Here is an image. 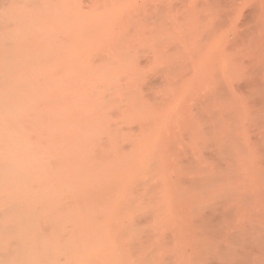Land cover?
Returning <instances> with one entry per match:
<instances>
[{"label": "rangeland", "instance_id": "1", "mask_svg": "<svg viewBox=\"0 0 264 264\" xmlns=\"http://www.w3.org/2000/svg\"><path fill=\"white\" fill-rule=\"evenodd\" d=\"M0 39L6 44L4 47L0 41L1 53L4 48L9 50L13 43L11 41L9 45L3 39L18 41L17 45H13L18 48L12 51V46L9 53L13 54L14 59L20 56L16 60V63L19 61L18 66L24 60L28 68L22 64L19 67L23 68L22 71L17 69V73H31H27L29 78L25 76L27 74H16L25 83L29 82L26 85L33 81L34 84L31 85L39 94L46 93L45 97H49L50 91H46L54 89L50 84L57 83V75H54L53 81L50 76L54 73H50L51 80L45 87L44 82L48 77L46 72H60L58 79L64 83L62 86L58 81V89L54 85L56 90L52 92L58 93H51L50 96L53 103L51 102L48 110L52 114L45 109L50 103L43 107L50 102L49 98H44V102L42 97L38 99L43 109L38 105L35 107L41 111L36 117L42 116L44 111L43 116H52L44 117L47 121L49 119L50 124H43L39 121L41 118L35 121L38 120L36 124L42 122L41 127H47L42 132L46 134L45 140L42 137L45 142L39 145L47 146H44L46 150L42 149L43 152L46 151L43 157L45 160L47 157L48 164L50 161L59 163L53 165L61 166L59 169L63 172L57 167L53 168V162H50L49 167L46 166L47 161L46 164L45 161L42 162L43 158L36 166L43 173L38 172L39 169L35 172L37 171L36 176L39 175L42 185L51 181L52 188L55 187L52 182L53 170H59L55 174L68 173V177L65 175L66 179L58 178V174L56 179L54 176L56 182L60 180L57 182L60 184L56 185L57 190L50 187L53 192L60 194L56 199L61 200V194L65 197V183H69L72 191L79 186L83 193L79 192V187L76 193L72 192L74 195L70 194V205L66 204V198L62 203L63 201H56L49 194L54 203L65 204L64 211L67 210V214L61 212L62 216L59 217L60 212L57 213V210L60 204L56 205V212L53 211L60 220L64 214V220L62 218L60 223L63 226L59 225L60 220L56 219V215H53V219L46 214L43 217L44 209L34 206L33 210L39 212L40 217L35 211L31 222H36L33 224L38 228L36 236L44 237V241L40 237L36 241V244L41 243L43 247L35 249V243H27V246L18 233L19 242L16 247L20 243L23 248H15L17 262L11 260L9 264H23V253L31 254V257L35 252L39 254V259L42 256V260L46 262L42 264H59L55 261L65 257L67 260L68 256L75 259L76 252L80 250H85L86 253H78L80 257L70 260L71 264H93V261L94 264H264V0H0ZM20 39L25 44H20ZM5 51L1 55H7ZM2 64L0 68L5 67ZM8 65L12 73L11 66ZM8 65L6 69H9ZM33 70L39 72L34 73ZM1 74L6 75L3 71ZM33 74H40V78L46 80L43 82L40 79L41 83ZM17 76L14 75L11 79L17 80ZM33 77L38 79L33 80ZM2 78L1 76L0 79ZM34 81H39L38 85ZM43 86L52 88L47 90ZM2 90L4 89L0 88L1 93ZM4 91L3 95H7V90ZM22 91H25L26 96H22L21 92L15 93L13 97L18 94L24 102L26 97L30 96L28 100L37 97L36 92L31 95L29 88L25 90L24 87ZM63 92H66L65 95ZM60 93L63 97H60ZM73 94L77 98L72 97ZM1 96L0 101L5 99ZM18 97H7L4 104L7 102L8 106L16 103L24 108L30 103L29 108L33 107L31 100L25 104L26 102H18ZM10 107L13 105L8 106L9 109ZM8 108H5L4 115L13 112L12 108L11 111ZM2 109L4 108L0 110ZM25 109L19 112L22 114L19 118L22 119V124L27 123V126L29 124L32 127L28 128L35 130L37 127L28 120L23 121L26 116L32 118L31 109ZM35 109L31 111L34 112ZM55 114H59V117ZM29 117L26 118L30 119ZM4 118L2 116L1 121ZM2 128L4 127L0 126ZM35 133L42 136L36 130L34 133L31 131L30 136ZM1 135L0 142L4 138ZM25 135L27 136L26 132L23 134L24 138ZM42 139L40 140L43 141ZM57 139L60 140L59 143L66 140V143L62 141V148H58L59 143L55 142ZM41 141L38 142L41 144ZM38 142L35 141V144ZM50 142L53 145L50 147L52 152H47ZM0 156L3 158L7 155ZM8 158L10 157L7 156L6 159ZM63 161H67L66 164ZM6 163L11 164L9 161ZM6 163L4 164L3 159L0 160L1 171L5 170L3 167ZM132 166L134 170L131 169ZM44 174L48 175L44 177ZM31 175H35L34 170ZM38 179L35 182H39ZM1 184L0 216L3 219L0 220V234L4 236L3 231L10 230L7 226L9 218L5 213L8 211L4 208L12 209H8L9 216L16 206L13 202H17L7 199L6 192L17 193L19 200V190L13 186L17 191H12L4 182ZM38 185L36 190L44 188ZM2 186L5 192L1 191ZM59 186L64 187L63 191ZM84 197L87 199L84 200ZM80 200L86 211H83L85 215L81 217L85 220L89 217L87 222L79 220L82 213L78 210L82 209L78 205L81 204ZM39 202L38 205L41 203ZM51 204L52 202L45 206L49 207ZM66 205L75 207L76 210L67 208ZM41 209L42 211H38ZM75 211L78 212V218ZM71 215L72 220L73 216L76 217L79 225L77 222L73 224L75 219L72 221L70 218L72 222L68 220ZM65 216H68L67 221ZM13 217L12 221L9 220L16 224L17 220L14 221ZM42 218H48L49 221ZM34 219L39 220L37 222ZM68 221V225H65ZM57 222L62 236L65 229L61 228L66 226V237L61 236L60 239L59 231V234L55 232L57 237L54 235L55 227L53 229L52 226H56ZM83 223L90 224L87 225L88 233L87 229L81 230L82 226L86 227ZM19 224L14 227H20ZM29 224L30 222L26 223V228L31 226ZM41 226L45 229L47 227L46 230L50 229V233L47 231L49 235L41 233L44 229ZM14 227L11 232L15 231ZM76 229L79 235L73 241L75 236L72 230ZM25 230L24 228V232ZM10 233L8 231V235ZM85 233L88 234L84 238L87 242L79 238ZM1 236L0 245L2 243L3 246L0 247V258L3 263L0 259V264H8L5 255L9 249L5 250L4 244L11 237ZM33 236L36 237L35 234ZM62 239L65 240L61 241ZM95 241L96 244L100 242L99 246L95 245L99 248L97 254L96 247L93 246ZM58 242L69 243L64 246L68 249L66 254H62L64 247H61L63 250L55 247H59ZM76 242H81L80 245L86 243L80 246ZM72 246L79 249L74 251L76 248ZM90 246H93L92 249ZM52 250H58V254ZM42 252L44 256L49 252L51 261L47 256L45 259ZM90 252L94 256H90ZM73 255L76 257L73 258ZM34 256L30 263L40 264L39 259L35 261L39 260L40 263L34 261ZM88 257L91 259L87 261ZM95 257L101 258L100 263Z\"/></svg>", "mask_w": 264, "mask_h": 264}, {"label": "bare ground", "instance_id": "2", "mask_svg": "<svg viewBox=\"0 0 264 264\" xmlns=\"http://www.w3.org/2000/svg\"><path fill=\"white\" fill-rule=\"evenodd\" d=\"M1 40H2V39H0V41H1ZM3 40H4L5 42L9 43V45L11 44V41H13V43H12V45H10V47L8 46V47H9V50H6V49H8V48H6V49L4 48L6 44H3V41H1V43L4 45V47H3L4 50H2V53H4L3 51L6 50L5 52H7V55H8V56H7V55H1L2 53L0 52V55H1L0 58L3 57V58L0 59V60L2 61L3 59L5 60L7 57H8V58L5 60L6 62H5L4 60L2 61V63L4 62L3 64H5V67L2 66L3 68H2V67H1L2 69L0 68V72H1V73H2V71H3V74L6 73V75H2V74L0 73V75L4 78V79H3V78L0 79V83H2V86H3V82L5 81V82H4V85L6 86V87H5V86L2 87L1 84H0V88H2V89L5 90V91L2 90V93H1V91H0V96H1V95L4 96L5 99H8V98H9V99H14V97H15V98L18 97V94L21 93V92H22V96H23V95L25 94V93H24L25 91H24V92L22 91V89H24V87H25V90H26V88H29L30 91H32V92H31V93H32L31 95H33V94L36 92V96H37L36 98H33V100L30 99V100L32 101V106H33L34 108H33V107H32V108H29L30 103L27 104V102L30 101V100L27 99V98L30 97L29 95H28L29 97H26V98H25V102H26V103L24 102L23 99L21 100V99L18 97V102L22 101V102H24L25 104L28 105V106L26 105V106H27V109H25L26 106H24V108H20L21 105L16 104V103H15V104H8V106H9V105H13V107H10V109H9L8 106L6 105L7 102H5V104H4L5 99H2V100L0 101V102H3L2 104L0 103V109H1V108H4V109L0 110V111H1V113H0V114H1V115H0V122L2 123V124L0 123V124H1L0 126H1V127H4V128H2V129H0V132H1L0 134H2L1 136L4 137L3 140L0 142V149H1V150H0V154H5V155H7V156L10 157V158H8V160H7V159H6L7 156H6V157L3 156V158H2V156H0V157L3 159L4 164H5L7 161L11 162V164H7V163H6L7 165H5V166L3 167V168H5V170L2 168V169H3V170H2L3 173L0 174V179H2V180H0V184H1L2 182H4V184L6 185V187H8V186L10 187V190L12 189V191H15L16 188H17V190H19V200L17 199V198H18V197H17V193L15 194V193H13V192H12V193H11V192H8V193L6 192V198H7V199L10 198L11 200H16V201H17V202H13V203H16V206H15V208L13 207V211L10 213L9 216H7V214H8V212H9L10 209L8 208V209H9V210H8L7 208H4V209H6V210L8 211V212H5V213H6V217H8L9 219H11V218L15 215V216L13 217V219H14V221L17 220V222H18V223L16 222V224H12V223H11L12 219H11V221H10L9 219H8L9 221L7 220V223L9 222L10 224H12V225H10V224L8 223V225H7V226L10 227V230H8L9 233L12 231L11 229L14 227V225H15V226L18 225V224H19V220H21L22 217L24 218V219H22V220L20 221V224H19L20 227H14V228H16V229H14L15 231H13V232L10 233L11 235L14 234L15 236H14V235L9 236L10 234L8 235V231H7V232L3 231V234H4L5 238H7L6 236H8L9 238L11 237L10 240L7 238V241H5L6 243L4 244V247H5V245H6L5 250H6V249H9V250H6L7 252H6V255H5L6 258H7V260H8L7 262H8V264H9V261L12 260V261L15 262L16 259H18V258H17V255H18V254H17V252H15V251H16L15 248H19V249H17V250H20V246H22V245H20V243H19V247H16V246H18V242H19V240H18V236H19L18 233H20V235L22 236V237L19 236L20 239H22V240L24 239V240H25L24 242H26L25 244H26L27 246H29V244L35 243V244L33 245V248H35V249H38V248H39V249H40L41 247H43V245H42L41 243H40V245H38V242H37V244H36V241H38V238H39L40 236H39V237H38V235L36 236V231L38 230V228L36 227V225L33 226V224H35L36 222H34V223L31 222V221H32L31 218H32V216H34L33 213H36V212H37L36 210H35L36 212L33 210L34 206H35V208L38 206L39 209H40V208H43V209L45 210V212H44V210H43V217H44V214H46V216H48V218H50V219H51V218H52V219L55 218L54 216L56 215V217H57L56 219H59V220H60V218H58L57 214L55 213V212H56V209H55V208H57L56 205H59V204H60V206L58 207L59 210H57V213L60 212V213H58V214H59V217L62 216L61 212H62V213L64 212V213L67 214V210L64 211V208H65L64 205H65V204H62V205H61V203H57V204L54 203L55 201H54V200H53L54 202L52 201V199H51L52 197H50L49 194H51V195L54 197V199H56L57 196L60 195V194H56V192H53L55 189L57 190V188H58V186H56V185H59V184H60V183H57V182H60V180L56 182L55 179L57 178L58 175H59L58 178L66 179L65 175L68 174V173L66 172V174L64 173V175H61V174H59V173H56V174H55L54 172L59 171V170H60L59 167H60V168H62V167H61V166H58V167H57V166L53 165V164H57V163H55V161H54V162H53V161H50L51 163L53 162V163H52L53 168L57 167L56 169H59V170H57V171L53 170V174H54V176H55V179H54V176H53V177H52V180H53L52 182H54L55 187L52 188V186L50 185L51 181H50L49 184H48L47 182H45L46 185H45V184L42 185V184L40 183V182H41L40 178L38 179V176H39V175L36 176V174H37L36 172H37V171L35 172L36 169H37V170L39 169V168H37L36 166H37V164H38L39 162L41 163L42 158L44 159L42 162L45 161V164H46V161H47V164H48V161H49V160L47 159V157H46L47 155H45L46 160H45V158L43 157L44 154H45L44 152H46V151L43 152L42 149H45V148L47 147L46 144L44 145V146H46V147H44V146H43V147H40L42 144H44V142H45L44 140L46 139V134H44V133L42 134V132H45V131L47 130V129H45V128H47V127H44V126H46V125L42 126L43 128L41 127V125H42V122H43V124H44V123H48V122H49V119H48V121L45 119V118L48 117V115H46L47 117L43 116V114H44L46 111H44V113L42 114L43 118L45 117L44 119L42 118V116H39V118H41V119H39L38 117L35 116V115H38V114L41 112L39 109L42 108V107H41V104L38 103V101H40V100H38V99H40V98L42 97L41 100L44 102V98H46V99L49 98L48 100H49L50 102H47V103H45V104L42 103V105L44 104V105H43V107H44V106H47L48 103H50V104H48L47 107H45V109H47V110L50 109V107H51V106H50V105H51V102L53 103V100H50V96H51V93H55V92H56V91H55V92H52L54 89L56 90V88H57V89L59 88L57 85H59V82H60V80L58 79V78H60V76H59V73H60V72H59V73H58L57 71H54V72L52 71V72H51V70H50V72H46V73L48 74L47 80L44 79V78H40V77L42 76V75H40V74H39V76L36 75V74H35V75L33 74L34 77H38V78H39V79H38V78H34V77H33V80H34V79H38V80L42 79L43 82H44V80H46V81L44 82V83H46V84L44 85V83H43V85H44L45 87L47 86V84H49V82H50L51 79L53 80L54 75H57V77H56L57 80H55L57 83L54 82L53 84H50V86H52L54 89H52V90H48V89H51L52 87H51V88H49V87H48V88H45V87L43 86L44 89H47V90H48V91H46V92H49V91H50V93H49L50 96H49V97H48V96L45 97L46 93H43V94L41 93V94L43 95V96H42L41 94H39V93L37 92V89L34 88V87L32 86V85L34 84L32 80H31V81H32L33 84L30 82L32 85H31V84H27V85H26V83H29V82H26V83H25L24 80H22L21 78L19 79L18 76H17V74H18L17 72H19V70H17V69H20V70L23 69L22 67H21V68H19V67H20L22 64H25V62H23V61H24V60H23V61H22L23 63L21 62V63L19 64L20 66H18V62H19V61H17V63H16V60H18V58H19L20 56H18V58L14 59L13 54H12V53H9V52H10V49L12 48V46L14 45V43L17 45V42H18V41L15 42L14 39H8V40H7V39H6V40L3 39ZM9 40H10V41H9ZM8 41H9V42H8ZM19 41L22 42L23 40L20 39ZM21 42H20V44H22V45L25 44V43H23L24 41H23L22 43H21ZM25 46H26V45H25ZM0 47H1V46H0ZM14 48L16 49V48H18V47H17V46H16V47L13 46L12 51L14 50ZM19 49H21V48H19ZM15 52H16V51H15ZM15 52H14V53H15ZM19 52H21V50H19ZM4 54H5V53H4ZM11 54H12V55H11ZM18 55H19V54H18ZM6 56H7V57H6ZM9 58H10V59H9ZM12 58H13L14 62H13V60L11 61ZM9 61H10V62H9ZM27 61H28V60H27ZM12 62H13L14 65L11 64ZM2 63H0V66H1ZM3 64H2V65H3ZM8 64H10V66H11V70L13 71L12 73H11V71H9L10 68H9V65H8ZM16 64H17V66H16ZM7 65H8V68H9V69H6V68H7V67H6ZM26 65H27V64L22 65V66H23V67H27ZM13 66H15V68H13ZM16 67H17V68H16ZM27 68H28V67H27ZM3 69H4V70H3ZM15 69L17 70L16 72H15ZM25 69H26V68H25ZM1 70H2V71H1ZM21 71H22V70H21ZM23 71H25V70H23ZM29 71H30V70H29ZM33 72L35 73V72H37V71L33 70ZM38 72H39V71H38ZM38 72H37V73H38ZM10 73H11V75H10ZM16 73H17V74H16ZM27 73L30 74L31 71H30V72L27 71ZM27 73H26V72H25V73L21 72V73H19L18 75H20V74L25 75V74H27ZM46 73L44 72V74H46ZM50 73H51V74L54 73V74H52L53 77L50 76ZM8 74H9L10 77H9V76L7 77ZM47 74H46V75H47ZM69 74H70V73H69ZM14 75L17 76V78H16L17 80H15V79H13V80H14V81H18V80H19L18 82H19L20 84H19L18 82H17V83H16V82L14 83V81L11 79V78H13ZM33 75H32V76H33ZM66 75H67V74H66ZM1 76H0V77H1ZM20 76H21V75H20ZM25 76L28 77L29 75L27 74V75H25ZM30 76H31V75H30ZM32 76H31V77H32ZM49 76L51 77V79H50ZM67 76H68V75H67ZM70 76H71V74H70ZM6 77H7L8 79H7ZM31 77H30V78H31ZM73 77H74V76H73ZM76 77H77V76H76ZM76 77H75V78H76ZM5 78L7 79L8 82L6 81ZM28 78H29V77H28ZM28 78H27V79H28ZM48 78H49V80H48ZM68 78H70V77H68ZM24 79H25V78H24ZM61 79H63V78H61ZM2 80H3V81H2ZM21 80H22L25 84H24V83L22 84V83H21V82H22ZM65 80H66V79H65ZM53 81H54V80H53ZM53 81H52V82H53ZM58 81H59V82H58ZM10 82H11V83H10ZM34 82H35V81H34ZM38 82H39V81H36L35 83L38 85ZM40 82H41V80H40ZM74 82H75V81H74ZM41 83H42V82H41ZM60 83H61L62 86H63V83H64V82H63V83L60 82ZM8 84H9V86H8ZM10 84H11V86H10ZM23 85H25V86H23ZM40 85H41V84H40ZM54 85H56V86H55L56 88L54 87ZM30 86H32V87H30ZM66 86H67V84H66ZM69 86H70V85H69ZM72 86H73V85H72ZM4 87L7 88V89H5ZM20 87H21V88H20ZM35 87H37V86L35 85ZM33 88H34V89H33ZM37 88H39V87H37ZM63 88H65V86H64ZM79 88L81 89V87H79ZM31 89H32V90H31ZM41 89H42V88H41ZM68 89H69V88H68ZM73 89H75V88H73ZM77 89H78V88H77ZM77 89H76V90H77ZM6 90H7V95H3V91L6 92ZM19 90H21V92H20ZM61 90H62V89H61ZM16 91H17V92H16ZM18 91H19V93H18ZM42 92H43V91H42ZM15 93H18V94H17L16 96L13 97V95H14ZM28 93H29V92H28ZM56 93H58V92H56ZM64 93H66V92H63V95H65ZM68 93H69V92H68ZM49 94L47 93V95H49ZM52 95H53V94H52ZM73 95H74V94H73ZM73 95H72V97L75 98L76 95H74V96H73ZM2 96H1V97H2ZM24 96H26V94H25ZM38 96H39V98H38ZM53 96H54V95H53ZM61 96H62V94L60 93V97H61ZM67 96H68V95H67ZM7 97H8V98H7ZM33 97H35V96H33ZM54 97H55V96H54ZM62 97H63V96H62ZM76 98H77V97H76ZM51 99H52V98H51ZM26 100H27V101H26ZM35 100H37V101H35ZM61 100H62V99H61ZM68 100H69V99H67V104L70 103V102L68 103ZM73 100H74V99H73ZM56 101H57V99H56ZM9 102H11V101H9ZM34 102H35V104L33 105ZM45 102H46V101H45ZM59 102H61V101H59ZM59 102H58V103H59ZM11 103H12V102H11ZM62 103L64 104V102H62ZM62 103H60V104H62ZM3 104H4V105H3ZM14 105H16L17 108H15L16 106L14 107ZM36 105L40 106V108L38 107L39 109H37V108L35 109ZM53 105H54V104H53ZM56 105H57V102H56ZM3 106H5V107H3ZM30 106H31V105H30ZM49 106H50V107H49ZM5 108H8V110H10V111H11V108H12V111H13L14 113L12 112V113L10 114V112H7V113L4 115L3 112L5 113V110H6ZM19 108H20V110H19ZM53 108H54V107H53ZM58 108H60V107H58ZM15 109H16V110H15ZM24 109H25L26 111H29L30 109H31V110H32V109H35V110H36V111L34 110L35 113L32 112L33 110H32V111L30 110V112H31V114H32V115H31L32 118H30L29 116H26V117H29L30 119H33L32 121H30V119L26 118L25 116H24L25 118H23V117H22V118H23V121H24V122H26V121L28 120V121L30 122L31 125H34V127H37V128H35L36 132H39V133L41 132L40 134H41L42 136H40V135L37 136L36 133H35V134H32L33 136H30L31 131L34 133L35 130H33V129L31 130V129H30L31 126H30L29 124H28V126H30V127L28 128V126L26 125L27 123H26L25 125H24V123L22 124V119L19 118V116L21 117V115H22V114H19V112L21 113L22 111H24ZM28 109H29V110H28ZM42 109H43V108H42ZM63 109H64V108H63ZM70 109H72V108H70ZM60 110H62V108L59 109L58 111H60ZM42 111H43V110H42ZM54 111H55V109H54ZM36 112H37V113H36ZM47 112H48V113L50 112V114H52V112H51L50 110H48ZM62 112H63V113H69V112H64V111H62ZM70 112H71V111H70ZM25 113H26V112H25ZM58 113H59V112H58ZM74 113H75V112H74ZM26 114H27V113H26ZM28 114H29V113H28ZM55 115H57V114H55ZM2 116L5 117V118L3 119V121H1ZM33 116H34V117H33ZM66 116H67V115H66ZM69 116H70V115H69ZM49 117H52V116H49ZM49 117H48V118H49ZM56 117H59V114H58ZM61 117H64V116H61ZM61 117H60V118H61ZM34 118H35V119H34ZM53 118H54V117H53ZM65 118H66V117H65ZM36 119H39V121H42V122L39 123V124H36V123L38 122V120L35 121ZM20 120H21V121H20ZM25 120H26V121H25ZM44 120H46L47 122H44ZM53 120H54V119H53ZM61 120H62V118H61ZM61 120H60V121H61ZM67 120H68V119H67ZM56 121H57V120H56ZM71 121H72V120H71ZM32 122H35V123H32ZM66 122H67L66 124H69L68 121H66ZM3 123H4L5 125H4ZM48 124H50V123H48ZM52 125H53V124H52ZM55 126H56V125H55ZM58 126H59V125H58ZM64 126L67 127V125H64ZM64 126H62V127L64 128ZM56 127H57V126H56ZM56 127H55V131H56V129H57ZM60 127H61V126H60ZM31 128H32V127H31ZM75 128H76V127H75ZM39 129H43L44 131H43V130H42V131H39ZM65 129H66V128H65ZM69 129H70V128H69ZM27 130H28V131H27ZM58 130H59V129H58ZM59 131H61V130H59ZM63 131H64V130H63ZM63 131H62V132H63ZM25 132H26V134H27V136H26V135H25V136H26L27 139L30 138L29 140H27L26 138H24L23 134H24ZM28 132H29V133H28ZM39 133H38V134H39ZM65 133H66V132H65ZM28 134H29V136H28ZM56 134H57V132H56ZM59 134H60V132H59ZM66 134H67V133H66ZM35 135H36L37 137H36ZM44 135H45V136H44ZM48 135H49V134H47V136H48ZM51 135H52V134H51ZM57 135H58V134H57ZM62 135H65V134L62 133ZM52 136H53V135H52ZM35 137H36V139H35ZM42 137H43L44 140L42 139ZM57 137H58V136H57ZM61 137H63V136H61ZM61 137H59V138H61ZM64 137H65V136H64ZM66 137H67V136H66ZM68 137H69V136H68ZM32 138H33L34 140H33ZM54 138H55V140H56V137H53L52 139H54ZM59 138H58V139H59ZM40 139H42L43 141H41ZM58 139H57V141H55V142L59 143L60 140H58ZM66 140H67V138H66ZM66 140H61V142L58 144V145H59L58 148H60V146H61V148H62V147H63L62 144H64L62 141H65V143H66ZM32 141H33V142H32ZM35 141H37V142H38V141H41V144H40V142H38L37 144H35ZM46 141H47V140H46ZM48 142H49V140H48ZM68 142H69V141H68ZM76 143H77V142H76ZM47 144H48V143H47ZM52 144H53V143H52ZM72 144H73V143H72ZM36 145H38V146L40 145L39 148H38V146H36ZM56 145H57V144H56ZM77 145H78V144H77ZM70 146H71V143H70ZM75 146H76V145H75ZM50 147H53V145L51 146V142H50V146H49L47 152H48V151H51V150H50V149H51ZM67 147H68V146H67ZM40 148H41V149H40ZM68 148H69V147H68ZM46 149H47V148H46ZM46 149H45V150H46ZM56 151H57V150H56ZM2 152H3V153H2ZM51 152H52V151H51ZM61 152H62V151H61ZM54 153H55V152H54ZM57 153H58V152H56V154H57ZM48 154H49V153H48ZM73 154H74V153H73ZM61 155H62V154H61ZM54 156H55V155H54ZM64 156H65V154H64ZM64 156H62V157H64ZM75 156H76V155H75ZM82 156H83V155H82ZM84 156H85V155H84ZM86 156H87V155H86ZM11 157H12V158H11ZM70 157H71V156H70ZM73 157H74V156H73ZM73 157H72V158H73ZM80 157H81V156H80ZM118 157H119V156H118ZM4 158H5V160H4ZM48 158H49V156H48ZM116 158H117V157H116ZM119 158H120V157H119ZM2 159H0V160L2 161ZM10 159H11V160H10ZM53 159H54V158H53ZM60 160H62V158H61ZM63 160H64V158H63ZM66 160H67V158H66ZM74 160H75V158H74ZM13 161H14V162H13ZM93 161H94V160H93ZM50 162H49V164H50ZM65 162H67V161H63L62 163H65ZM76 162H77V161H76ZM96 162H97V161H96ZM133 162H134V161H133ZM12 163H13V164H12ZM70 163H71V162H70ZM73 163H74V162H73ZM88 163H89V162H88ZM115 163H116V162H115ZM49 164L46 165V166L49 167ZM58 164H59V163H58ZM58 164H57V165H58ZM65 164H66V163H65ZM42 165H43V163H42ZM61 165H63V164H61ZM76 165H78V164H76ZM63 166H64V165H63ZM65 166H66V165H65ZM73 166H74V165H73ZM114 166H115V165H114ZM133 166H134V165H133ZM133 166H132L131 169H133ZM0 167H2V165H0ZM13 167H15V168H13ZM34 167H35V169H32V168H34ZM78 167H79V165H78ZM87 167H90V166H87ZM50 168H51V166H50ZM72 168H74V167H72ZM83 168H84V167H83ZM85 168H86V166H85ZM90 168H92V166H91ZM90 168H89V169H90ZM136 168H137V167H136ZM13 169H15V170H13ZM42 169H43V167H42ZM48 169H49V168H48ZM48 169H47V170H48ZM51 169H52V168H51ZM79 169H80V168H79ZM93 169H94V168H93ZM131 169H130V170H131ZM33 170H34V174H35V175H31L32 172H33ZM74 170H75V169H74ZM74 170H72V171L74 172ZM81 170L83 171V169H81ZM84 170H85V169H84ZM86 170H87V169H86ZM90 170H92V169H90ZM90 170H89V171H90ZM133 170H134V169H133ZM2 171L0 170V172H2ZM42 171H43V170H40V169L38 170V172H42ZM82 171H81V172H82ZM48 172H49V171H48ZM48 172H47V173H48ZM60 172H63V171L60 170ZM81 172H80V173H81ZM85 172H86V171H85ZM90 172H91V171H90ZM42 173H43V172H42ZM51 173H52V171L50 172V174H51ZM75 173H76V172H75ZM82 173H83V172H82ZM2 174H3V176H1ZM50 174H49V175H50ZM57 174H58V175H57ZM62 174H63V173H62ZM73 174H74V173H73ZM90 174H91V173H90ZM42 175H43V174H42ZM46 175H48V174H46ZM46 175L44 174V177H46ZM51 176H52V175H51ZM66 176H67V175H66ZM78 176L81 177L83 180H84V179L86 180V178H83L81 175L78 174ZM78 176H77V177H78ZM87 176H89V175H87ZM105 176H106V175H105ZM36 177H37V178H36ZM40 177H41V175H40ZM47 177L50 178L49 176H47ZM63 177H64V178H63ZM67 177H68V176H67ZM79 177H78V178H79ZM120 177H121V176H120ZM31 178H32V179H31ZM35 178H36V179H35ZM37 179L39 180V182H38V181L35 182ZM79 179H80V178H79ZM27 180H28L29 182H27ZM31 180H32V181H31ZM68 180H69V181H72L71 179H68ZM33 181H34V182H33ZM97 181H98V180H97ZM97 181H95V183H96ZM121 181H123V180H121ZM62 182H63V181H62ZM73 182H74V181H73ZM78 182H81V181L78 180ZM42 183H43V182H42ZM64 183H65V182H64ZM75 183H76V182H75ZM119 183H120V182H119ZM7 184H8V185H7ZM35 184H36V185L40 184V185H42V187H44V188H40V187H39L40 185H38L39 189L36 190L37 187H36ZM1 185H3V184H1ZM48 185H50V186H48ZM63 185H64L65 188H66V189H64V190H65V192H64V193H65V197H64V198L67 199V200H66V201H67L66 204H69V205H70V203H72V197L70 196V194H72V192L76 193V191H78L77 188H78L79 186H78V187H74V188H76V189H75V191H72V187L69 185V183H67V185H66V183L63 184ZM68 185H69V188H68ZM72 185H73V184H72ZM13 186L16 187V188H14ZM45 186H46V187H45ZM3 187H4V186H2V189H3ZM50 187H51L52 189H54V188H55V189L52 190ZM59 187L62 188L63 186H59ZM70 187H71V188H70ZM96 187H98V185H97ZM96 187H95V188H96ZM18 188H19V189H18ZM63 188H64V187H63ZM63 188H62V191H63ZM74 188H73V189H74ZM5 189L8 190V188H5ZM13 189H15V190H13ZM17 190H16V191H17ZM45 190H46V192H45ZM48 190H50V192H49ZM68 190H69V191L71 190V191L68 192ZM1 191H2V192H3V191L5 192L4 189L1 190ZM59 191H60V190H59ZM59 191H58V193H59ZM81 191H82V190H80V187H79V192H81ZM38 192H39V193H38ZM48 192H49V193H48ZM52 192H53L54 195L52 194ZM79 192H77V193H79ZM83 192H84V191H83ZM62 193H63V192H62ZM67 193H68V194H67ZM74 193H73L72 195H74ZM81 193H82V192H81ZM81 193H80V194H81ZM82 194H83V193H82ZM82 194H81V195H82ZM84 194H85V193H84ZM100 194H102V193H100ZM0 195H1V194H0ZM2 195H3V194H2ZM48 195H49L50 198L48 197ZM55 195H56V197H55ZM91 195H93V194H91ZM111 195H112V194H111ZM13 196H14V197H13ZM63 196H64V195L61 194V197H62L61 200H60V198H58V199L60 200V202L63 201L62 203L65 202ZM78 196H80V195L78 194ZM78 196L75 195L76 198H77ZM81 197H82V196H80V198H81ZM114 197H115V196H114ZM69 198H70V199H69ZM80 198H79V199H80ZM109 198H111V196H110ZM7 199H6V200H7ZM10 199H9V200H10ZM41 199H43V200H41ZM47 199H48V201H46ZM50 199H51V200H50ZM58 199H56V201H59ZM68 199L71 200V201L68 202V201H69ZM86 199H87V198H86ZM86 199H85V197H84V200H86ZM88 199H89V198H88ZM99 199H100V198H99ZM44 200H45L46 203H44ZM89 200H90V199H89ZM94 200H95V201H98V200H96V198H94ZM7 201H8V200H7ZM39 201H40L41 203H40ZM82 201H83V200H82ZM90 201H91V200H90ZM38 202L40 203L39 205H41V207L37 204ZM48 202H49V203L52 202L51 206L49 205V207H48V206H45V204H49ZM80 202H81V200H80ZM93 202H94V201H93ZM93 202H91V203L93 204ZM5 203H7V202H5ZM42 203H43V204H42ZM78 203H79V202H78ZM78 203H77V204H78ZM84 203H85V202H84ZM94 203L96 204L97 202H94ZM8 204H9V202H8ZM53 204H54V205H53ZM78 205H79V207L82 208L81 205H83V202H81V204H78ZM78 205H77V206H78ZM84 205H86V203H85ZM1 206L3 207L4 205H1ZM6 206H7V205H6ZM53 206H54V207H53ZM62 206H63V207H62ZM66 206H67V205H66ZM8 207H9V206H8ZM38 207H37V209H38ZM69 207H71V206H67V208H69ZM79 207H77V208H79ZM87 207L89 208L88 205H87ZM10 208H12V207L10 206ZM46 208H49L50 210L48 211V209H46ZM71 208H73V207H71ZM85 208H86V207H85ZM52 209H53V210H52ZM62 209H63V210H62ZM73 209L76 210L75 207H74ZM73 209H71L70 211H72ZM82 209H84V207H83ZM82 209H78V210H79V213H81V211H82L80 217H81L82 215H85L84 213L86 212L85 209H84V210H82ZM2 210H3V209H2ZM11 210H12V209H11ZM11 210H10V211H11ZM60 210H61V211H60ZM74 210H73V211H74ZM88 210H89V209H88ZM88 210H87V212H88ZM32 211H34V212H32ZM38 211H42V209H41V210H38ZM47 211H48V212H47ZM53 211H55V212H53ZM73 211H72V212H73ZM83 211H84V213H83ZM72 212H70V214H73V213H74V212H73V213H72ZM0 213H1V212H0ZM37 213H38L37 215H39V212H37ZM51 213H52V215H51ZM77 213H78V212L75 211V214H76V215H77ZM11 214H13V215H11ZM48 214H49L51 217H50ZM66 214H65V215H66ZM21 215H22V216H21ZM53 215H54V216H53ZM60 215H61V216H60ZM68 215H69V214H68ZM73 215H74V214H73ZM76 215H75V216H76ZM10 216H12V217H10ZM18 216H19L20 218H19ZM86 216H87V215H86ZM35 217H36V215H35ZM39 217H40V215H39ZM65 217H66L65 220L67 221L68 216H65ZM71 217H72V215L69 216V219H68L69 221H70V218H71ZM76 217L78 218L79 215H77ZM76 217L73 216V220L75 219L76 221H73L72 218H71V220L73 221V224H75L76 222H77V224H78V222H79V221L76 219ZM84 217H85V216H84ZM17 218H18V219H17ZM33 218H34V217H33ZM36 218H37V217H36ZM48 218H44V219L42 218V219H43V220L47 219V220L49 221ZM62 218H63V220H64V214H63V217H62ZM62 218H61L60 221H58V222H59V225H62V224H60V223H62V222H61V221H62ZM88 218H89V217H88ZM88 218H87L86 220H88ZM2 219H3V218H2ZM2 219H1V216H0V220H2ZM80 219H84V218L81 217V218H79V220H80ZM4 220H5V219H4ZM34 220H35V219H34ZM34 220H33V221H34ZM37 220H39V219H37ZM37 220H35V221H37ZM47 220H46V221H47ZM84 220H85V219H84ZM84 220H82V221H84ZM86 220H85V221H86ZM25 221H26V223H27V222H28V223L30 222L29 225H31V226H29V227L26 228L27 225H26V223H24ZM69 221H68L67 223H64V224H65V225H68ZM72 221H70V222H72ZM2 222H3V221H2ZM4 222H5V221H4ZM22 222H23V224H21ZM37 222H38V221H37ZM40 222H41V221H40ZM42 222H43V221H42ZM58 222H57L56 224L53 223V224H55L58 228H57L56 226H54V225L52 226V228L54 229V227H55V230H56V231L54 230V235H56V234L58 233V231H59V233H60V227H59V225H57ZM63 222H65V221H63ZM74 222H75V223H74ZM86 222H87V221H86ZM86 222H85V223H86ZM0 223H1V222H0ZM31 223H32V224H31ZM51 223H52V221H51ZM79 223H80V222H79ZM85 223H83L82 225H86V227L82 226L83 228H81V230L84 231V229H85V231H86V229H87V233H88V231H89L88 226H89L90 224L88 225V224H85ZM45 224L48 225L47 223H45ZM4 225H6V224L4 223ZM23 225H24L25 227H24ZM39 225H40V224H39ZM65 225H64V226H65ZM78 225H79V224H78ZM78 225H77V226H78ZM87 225H88V226H87ZM22 226H23V227H22ZM62 226H63V225H62ZM69 226H71V223H70ZM0 227H2L1 224H0ZM5 227H6V226H5ZM78 227H80V226H78ZM78 227H77V228H78ZM21 228H22V229H21ZM24 228L26 229L25 232H24ZM42 228H44V226H43V227L41 226V229H42ZM49 228H51V227H49ZM67 228H68V227H67ZM71 228H72V227H71ZM44 229H45V228H44ZM44 229L42 230L41 233H42V234H43V233H44V234L46 233V235H49V233H50V229H49V230H46L47 227H46V229H45L46 231H44ZM53 229H52V230H53ZM61 229H63V230L65 229V230H66V226L63 227V228H61ZM74 229H75V227H74ZM16 230L21 231V232H18V231L16 232ZM39 230H40V228H39ZM65 230H64V236H62L61 233H60L61 235H58L60 239H61V236H62L63 238L67 236L68 231L66 230V231H67V232H66ZM70 230H71V229H70ZM79 230H80V229L78 228V231H79ZM81 230H80V231H81ZM43 231H44V232H43ZM47 231L49 232L48 234H47ZM72 231H74V233H72V234L75 236V238H73L74 236L72 235L73 237H72V236H71V237H72L73 239H72V238H71V239L74 241V239H76V237H77L79 234H77V229H76V230H72ZM72 231H71V232H72ZM75 231H76V232H75ZM0 232H1V230H0ZM33 232H35L34 234H35L36 237L33 236L34 234L32 235ZM55 232H57V233L55 234ZM65 232H66V233H65ZM16 233H17V236H16ZM22 233L25 234V235H24L25 238H24V236L22 235ZM59 233H58V234H59ZM69 233H70V232H69ZM1 234H2V232H1ZM1 234H0V236H1ZM5 234H6V235H5ZM46 235H45V236H46ZM76 235H77V236H76ZM81 235L83 236L84 234H81ZM81 235H80L79 238H80L82 241L86 240V239H84V238H86V235L88 236V234L85 233V235H84L83 237H82ZM4 236H1V237H4ZM68 236H70V234H68ZM42 237H43V236L40 237V240L43 239L42 241H44V237H43V238H42ZM47 237L50 238V236H47ZM56 237H57V235H56ZM5 238H4V239H5ZM12 238H13V239H12ZM79 238H78V240H80ZM1 239H3V238H1ZM35 239H36V240H35ZM68 239H70V238H68ZM83 239H84V240H83ZM11 240H13V241H11ZM58 240H59V239H58ZM63 240H65V239H62L61 241H63ZM75 241H77V240H75ZM96 241H97V240H96ZM96 241L93 243V246H95V245H97V244H98L97 246L100 245V242H99V243L97 242V244H96ZM3 242H4V241H3ZM50 242H51V241H50ZM50 242H49V243H50ZM53 242H54V241H53ZM55 242H56V241H55ZM59 242H60V240H59ZM59 242H58V243H59ZM86 242H87V240H86ZM86 242H84V243H82V244L85 245ZM21 243H22V242H21ZM27 243H29V244H27ZM58 243H56V244H58ZM70 243H71V242H70ZM79 243H81V242H79ZM79 243L76 242V244H79ZM25 244H24V245H25ZM66 244H67V246H68L69 243H65V244H61V243H59V244H58L59 247H58V246H55V247H57L58 250H60V249H62L61 247H64ZM76 244L74 243V245H76ZM82 244H81V245L79 244V245L82 246ZM36 245H37V246H36ZM47 245H48V244H47ZM79 245H78V246H79ZM91 245H92V244H91ZM2 246H3V245H2V243H1L0 247H2ZM9 246H10V247H9ZM27 246H26V248H27ZM86 246L89 247V245H86ZM93 246H90V249H92L91 247H93ZM44 247L46 248L45 244H44ZM47 247H49V246H47ZM50 247H52V245H51ZM50 247L48 248L49 250L51 249ZM72 247H75V246H72ZM72 247H71V249L69 248L71 251H72ZM88 247H86V248L88 249ZM95 247H96V246H95ZM22 248H23V246H22ZM59 248H60V249H59ZM64 248H65V247H64ZM64 248H63V249H64ZM75 248H76V247H75ZM82 248H83V247H82ZM97 248H98V247H96V249H95V250H96V254H97ZM1 249H2V248H1ZM10 249H12V251H11ZM28 249H29V248H28ZM43 249H44V248H43ZM54 249H56V248H54ZM63 249H62V250H63ZM78 249H79V248H76V250H74V251H77ZM83 249H84V248H83ZM87 249H86V250H87ZM98 249H99V248H98ZM21 250H22V249H21ZM33 250H34V249H33ZM33 250H32V251H33ZM58 250H57V251H56V250H52V251H56L55 254H58ZM66 250H68V249L65 248V250H64V252H62V254H63V253L66 254V252H65ZM88 250H89V249H88ZM23 251H26V250L23 249ZM34 251H35V250H34ZM81 251H82V250H80L79 252H76L75 255L78 257V253H81ZM37 252H40V251H37ZM82 252H83V253H84V252L86 253L85 250H83ZM88 252H89V251H88ZM92 252H93V250H92ZM0 253H1V252H0ZM18 253H19V252H18ZM32 253H33V252H32ZM42 253H43V252H42ZM69 253H70V252H69ZM69 253H68V255H69ZM72 253H73V252H72ZM72 253H71V254H72ZM83 253H81V254H83ZM7 254H8V255H7ZM19 254H20V253H19ZM25 254H26V253H25ZM25 254L23 253V256H21V259H22V258L24 259V260H22L23 264H28V263H30V261L33 260V257H32V256H34V255H36V254H38V253H36V252L33 253L34 255H32L31 257H30L31 254H30V255H29V254H26V255H25ZM47 254H48V255H47ZM47 254H45V256H47V259H48L49 261H51V257L49 258L50 253L48 252ZM62 254H61V256H62ZM89 254H90V256H94L93 254H91V252H90ZM94 254H95V252H94ZM1 255H2V254H1ZM21 255H22V254H21ZM42 255H43V257H45V256H44V253H43ZM52 255H53V253H52ZM68 255H66V256H68ZM76 256L73 255V258H75ZM81 256H82V255H81ZM86 256H88V255H86ZM1 257L5 258L3 255H2ZM68 257H69V256H68ZM68 257H67V260H68ZM77 257H76V258H77ZM79 257H80V256H79ZM79 257H78V258H79ZM97 257H99V256H97ZM97 257H95V259H97L98 262L100 263V259H101V258H97ZM101 257H102V256H101ZM62 258H63V256H62ZM69 258H70V257H69ZM76 258H75V259H76ZM78 258H77V259H78ZM83 258H84V257H82V259H83ZM0 259H1V258H0ZM35 259H36V260L39 259V254H38L37 256H34V261H35ZM45 259H46V257H45ZM56 259H57V258H56ZM65 259H66V257H65ZM65 259L63 258V260H61V258H60V259H59L60 261L57 260V261H55V262L61 264L62 261H64ZM75 259H72V256H71V258L69 259V261H70V260L73 261V260H75ZM77 259H76V260H77ZM82 259H81V260H82ZM89 259H91V258L88 257L87 261H88ZM102 259H103V258H102ZM106 259H108V258H106ZM4 260H5V259H4ZM39 260L41 261V263H40ZM39 260H38V262H39L40 264H42V262H43V263H46L45 261L42 260V256H41V259H39ZM48 260H47V261H48ZM54 260H55V259H54ZM67 260L64 261L65 264L67 263ZM2 261H3V260L1 259V262H2ZM79 261H80V260H79ZM79 261H78V262H79ZM84 261H85V260H84ZM91 261H92V260H91ZM95 261H96V260H95ZM1 262H0V263H1ZM4 262H5V261H4ZM16 262H17V261H16ZM35 262H37V261H35ZM38 262H37V263H38ZM53 262H54V261H53ZM2 263H3V262H2ZM18 263H19V261H18ZM31 263H32V262H31ZM31 263H30V264H31ZM47 263H49V262H47ZM50 263H51V262H50ZM64 263H63V264H64ZM76 263H77V261H76ZM82 263H83V262H82ZM88 263H89V262H87V264H88ZM4 264H6V263H4ZM10 264H12V263L10 262ZM51 264H52V263H51ZM53 264H56V263H53ZM67 264H68V263H67ZM70 264H71V261H70ZM93 264H94V261H93ZM96 264H97V263H96Z\"/></svg>", "mask_w": 264, "mask_h": 264}]
</instances>
